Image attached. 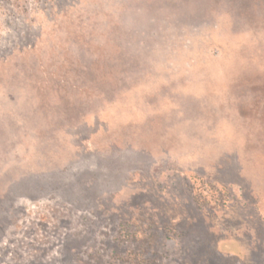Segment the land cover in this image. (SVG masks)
I'll return each mask as SVG.
<instances>
[{"label":"rangeland","instance_id":"obj_1","mask_svg":"<svg viewBox=\"0 0 264 264\" xmlns=\"http://www.w3.org/2000/svg\"><path fill=\"white\" fill-rule=\"evenodd\" d=\"M0 264H264V0H0Z\"/></svg>","mask_w":264,"mask_h":264}]
</instances>
